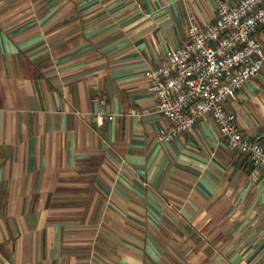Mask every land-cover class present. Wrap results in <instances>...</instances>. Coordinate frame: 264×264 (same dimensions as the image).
Returning a JSON list of instances; mask_svg holds the SVG:
<instances>
[{
	"label": "crops",
	"instance_id": "1",
	"mask_svg": "<svg viewBox=\"0 0 264 264\" xmlns=\"http://www.w3.org/2000/svg\"><path fill=\"white\" fill-rule=\"evenodd\" d=\"M218 1L0 0V264H264V168L147 88ZM227 108L264 142V70Z\"/></svg>",
	"mask_w": 264,
	"mask_h": 264
},
{
	"label": "built area",
	"instance_id": "2",
	"mask_svg": "<svg viewBox=\"0 0 264 264\" xmlns=\"http://www.w3.org/2000/svg\"><path fill=\"white\" fill-rule=\"evenodd\" d=\"M262 26L264 0H220L213 23L203 27L191 20L184 45L146 72L156 111L170 122L160 130L161 140L170 142L210 118L231 149L264 168V142L244 135L227 108L264 70V46L256 37Z\"/></svg>",
	"mask_w": 264,
	"mask_h": 264
}]
</instances>
